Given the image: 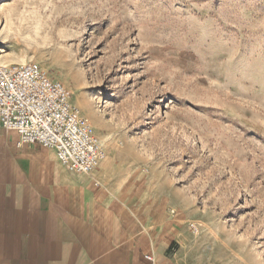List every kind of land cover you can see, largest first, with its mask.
<instances>
[{
  "label": "rangeland",
  "instance_id": "374dc122",
  "mask_svg": "<svg viewBox=\"0 0 264 264\" xmlns=\"http://www.w3.org/2000/svg\"><path fill=\"white\" fill-rule=\"evenodd\" d=\"M0 61L63 82L132 202L172 205L177 264H264V0H0Z\"/></svg>",
  "mask_w": 264,
  "mask_h": 264
},
{
  "label": "crops",
  "instance_id": "0c3cea01",
  "mask_svg": "<svg viewBox=\"0 0 264 264\" xmlns=\"http://www.w3.org/2000/svg\"><path fill=\"white\" fill-rule=\"evenodd\" d=\"M19 139L0 127V264H177L172 205L133 203L112 156L78 174Z\"/></svg>",
  "mask_w": 264,
  "mask_h": 264
},
{
  "label": "built area",
  "instance_id": "2783aa9c",
  "mask_svg": "<svg viewBox=\"0 0 264 264\" xmlns=\"http://www.w3.org/2000/svg\"><path fill=\"white\" fill-rule=\"evenodd\" d=\"M0 127L18 132L19 145L53 148L60 161L78 174H91L107 158L69 89L32 63L0 61ZM147 260L153 263L154 257L147 255Z\"/></svg>",
  "mask_w": 264,
  "mask_h": 264
}]
</instances>
